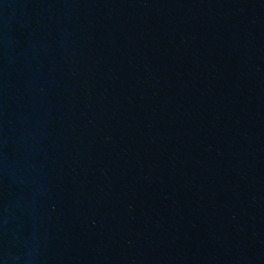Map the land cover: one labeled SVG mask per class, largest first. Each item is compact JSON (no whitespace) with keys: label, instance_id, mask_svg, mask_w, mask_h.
Segmentation results:
<instances>
[{"label":"water","instance_id":"obj_1","mask_svg":"<svg viewBox=\"0 0 264 264\" xmlns=\"http://www.w3.org/2000/svg\"><path fill=\"white\" fill-rule=\"evenodd\" d=\"M0 264H264V0H0Z\"/></svg>","mask_w":264,"mask_h":264}]
</instances>
